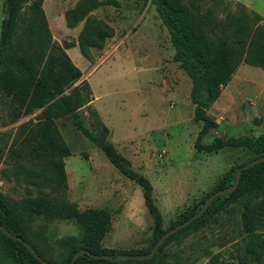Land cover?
I'll list each match as a JSON object with an SVG mask.
<instances>
[{"label":"rangeland","instance_id":"obj_1","mask_svg":"<svg viewBox=\"0 0 264 264\" xmlns=\"http://www.w3.org/2000/svg\"><path fill=\"white\" fill-rule=\"evenodd\" d=\"M78 0H43L52 39L60 45L75 42L66 52L92 90V100L78 109L86 127L111 141L132 169L152 183V197L167 228L181 213L196 207L220 179L235 165L254 155L244 149L223 148L199 151L194 141L201 127L196 121L189 94L191 79L174 59L170 35L149 1L114 0L91 14L114 30L103 48L90 50L89 59L77 46L83 21L67 27L64 12ZM205 0L219 18L238 4L257 12L264 21V0ZM6 17L0 0V31ZM80 81H76L73 86ZM41 109L12 121L8 100L0 99V192L20 201L23 184L9 177L7 150L20 125L35 121ZM218 126L203 138L225 139L244 132L264 134V69L241 62L219 97L205 107ZM71 150L64 158L67 175L66 198L80 210L103 208L111 216V230L102 245L125 251H142L152 239L153 220L143 201L140 186L125 177L106 155L75 126L70 115L55 119ZM251 214L254 231L264 240V195L245 193L228 208L210 218L196 232L178 244L166 245L165 259L181 264H207L219 253L221 264H264L246 250L250 233L244 227V213ZM22 224L32 240L56 260L62 250L59 239L81 235L74 220L23 217ZM0 257V264H1Z\"/></svg>","mask_w":264,"mask_h":264},{"label":"trees","instance_id":"obj_2","mask_svg":"<svg viewBox=\"0 0 264 264\" xmlns=\"http://www.w3.org/2000/svg\"><path fill=\"white\" fill-rule=\"evenodd\" d=\"M154 5L166 27L174 48V59L191 79L190 100L194 105V119L201 127L194 141L199 151L217 152L223 148L244 149L254 155L231 168L201 199L200 204L181 213L171 224L163 227V218L152 197V183L142 173L132 169L111 141L89 130L78 109L92 100L90 84L81 78V69L66 52L75 42L58 44L52 39L43 0H4L6 17L0 31V99L8 100L12 121L41 109L35 121L23 122L6 156L8 171L16 184H23L24 196L15 201L0 192V223L11 234L29 242L50 264H69L73 255L83 249L72 264H181L165 259L167 244H181L190 234L201 228L218 212L228 208L245 193L264 195V161L242 170L237 187L216 196L206 211L177 232L168 236L151 258L117 260L95 257L92 254L147 253L156 240L168 229L194 214L210 193L231 185L235 173L243 163L264 156V134L248 132L225 139L213 138L203 143L204 136L218 126L205 107L214 102L228 84L238 65L244 62L264 69V21L261 16L238 4L234 11L219 18L213 7L204 6L205 0H143ZM117 4L114 0H78L64 12L69 28L83 21L77 36L80 53L90 58L92 48H103L106 39L114 35L113 28L91 14L94 9ZM215 4L221 3L215 0ZM76 81H80L73 86ZM70 115L75 126L91 140L121 174L135 181L141 188L146 209L153 220L152 239L147 249L125 251L102 245L111 230L110 213L103 208L80 210L66 198L67 175L64 158L71 150L64 140L55 119ZM42 216L45 219L74 220L81 235H66L59 239L62 250L58 260L34 242L22 224L23 217ZM244 227L250 233L246 245L248 253L261 263L264 240L253 233L254 223L248 211L244 213ZM1 264H43L21 241L0 230ZM219 253L213 254L207 264H221Z\"/></svg>","mask_w":264,"mask_h":264},{"label":"water","instance_id":"obj_3","mask_svg":"<svg viewBox=\"0 0 264 264\" xmlns=\"http://www.w3.org/2000/svg\"><path fill=\"white\" fill-rule=\"evenodd\" d=\"M264 161V156H260V157H256L248 162L243 163L239 168H237L236 173H235V180L234 182L224 188L221 189H217L215 191H213L212 193L209 194V196L206 198L205 202L202 204V206L198 209V211H196L194 214H192L190 217H188L187 219H185L184 221H182L181 223L171 227L170 229H168L167 231H165L154 243V245L151 247L150 251L147 253H120L118 255H116L115 257H113L111 254H101V255H97V254H92L95 257H100V258H105V259H117V260H140V259H146V258H151L154 253L158 250V248L163 244V242L165 241V239L170 236L171 234L177 232L180 228L184 227L185 225H187L188 223H190L191 221L195 220L197 217H199L200 215H202L206 209L208 208L209 204L211 203V201L218 195H224L227 193H231L238 185L239 183V179H240V175L243 169L248 168L258 162ZM0 230L2 232H4L6 235H8L9 237H12L13 239H16L18 241H21L26 247H28L31 252L33 253V255L39 260L41 261L43 264H50L48 261H46L45 259H43L40 254L34 249V247L27 242L26 240H24L21 236L18 235H14L11 234L9 231H7L2 224L0 223ZM85 250L81 249L79 251H77L69 264H72L74 259L84 253Z\"/></svg>","mask_w":264,"mask_h":264}]
</instances>
